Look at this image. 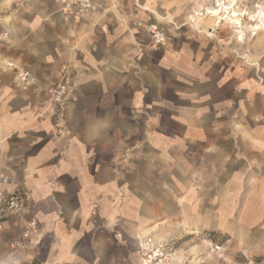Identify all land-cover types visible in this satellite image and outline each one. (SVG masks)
I'll use <instances>...</instances> for the list:
<instances>
[{
  "label": "crops",
  "instance_id": "1",
  "mask_svg": "<svg viewBox=\"0 0 264 264\" xmlns=\"http://www.w3.org/2000/svg\"><path fill=\"white\" fill-rule=\"evenodd\" d=\"M95 1L74 14L62 0H0V165L38 223L31 254L3 224L0 264H138L140 239L186 228L246 244L235 264H264V83L251 90L248 70L188 23L194 0ZM166 17L188 26L148 50L134 22ZM6 60L35 84L17 86ZM65 66L75 87L58 134L50 90Z\"/></svg>",
  "mask_w": 264,
  "mask_h": 264
},
{
  "label": "rangeland",
  "instance_id": "2",
  "mask_svg": "<svg viewBox=\"0 0 264 264\" xmlns=\"http://www.w3.org/2000/svg\"><path fill=\"white\" fill-rule=\"evenodd\" d=\"M92 1L93 8L91 10L80 12L77 8H73L72 12L74 14L93 12L96 9V1ZM194 1L197 4V8L192 9L193 11L187 14L188 23L201 30V32H205V38L217 45L220 57H223L226 61L231 60L232 64L240 72L242 67L248 70L246 75L249 78L248 83L251 90L262 86L264 82L263 79L260 80L258 77V72L262 69L264 73V68L259 67V63L262 65L261 62L264 61V0H221L220 2L217 0L218 3L214 0ZM231 9L241 13V16H239L240 24H232L231 26L225 20L218 18V13L223 14ZM259 11L260 16L254 21L250 20V16L257 15ZM209 17L215 20L216 29L206 24ZM139 21L145 26L152 24L164 30L166 41L171 28L178 29L181 26H188L185 21L173 20L170 17L156 19L152 22H145L140 18L137 19L134 25L141 29L150 39L148 44L143 45L148 50H153L161 45L155 46L153 44L150 35L145 32L144 26L138 25ZM241 101L243 100L240 97L234 96L235 107ZM151 238L157 243L151 248V251H154V255L157 254V257H155L156 264H235L244 260V250L247 248L246 244L234 242L226 234L211 230H198L194 236L191 234L190 229L186 228L183 232L174 236ZM210 241H212V244L219 242L223 247V251L219 254L212 253ZM160 243L163 244V249L157 251L156 249H158L157 247ZM137 251L138 264H141L139 248ZM178 254H181L182 258H179ZM246 254L256 258L261 256L258 251Z\"/></svg>",
  "mask_w": 264,
  "mask_h": 264
},
{
  "label": "built area",
  "instance_id": "3",
  "mask_svg": "<svg viewBox=\"0 0 264 264\" xmlns=\"http://www.w3.org/2000/svg\"><path fill=\"white\" fill-rule=\"evenodd\" d=\"M216 3L217 0H214ZM221 0H219L220 2ZM73 8H77L80 12L89 11L93 8L92 0H63L64 11H73ZM138 25H143L141 21ZM145 32L148 33L155 46L163 45L166 41V35L164 30L158 28L156 25H143ZM1 38L8 36L7 31L0 33ZM6 68H16V85L22 88L33 86L36 82L35 75L27 68L16 66L12 61L6 60L4 62ZM75 87L74 77L69 72V67L65 66L60 70V77L54 86L50 90V101L54 109L55 125L58 128L57 133L60 134L64 126V111L70 94ZM6 168L0 165V228L4 223L9 221H15L19 232L18 247L31 254V250L37 245L34 236L38 230V223L36 220L28 217L32 201L28 192L21 186L16 184L12 178L5 172ZM36 244H35V243ZM157 244L151 237H145L138 242V248L140 251L141 264H156L154 251L151 248ZM158 250L163 249V244H159ZM213 251L219 254L223 251L221 244H214ZM162 254V252H161ZM31 259L33 264H45L42 262L36 254H32ZM249 261V260H248ZM246 264H255L252 261Z\"/></svg>",
  "mask_w": 264,
  "mask_h": 264
},
{
  "label": "bare ground",
  "instance_id": "4",
  "mask_svg": "<svg viewBox=\"0 0 264 264\" xmlns=\"http://www.w3.org/2000/svg\"><path fill=\"white\" fill-rule=\"evenodd\" d=\"M202 1V0H201ZM222 5V4H221ZM224 7V6H223ZM221 12V11H220ZM244 12V11H243ZM217 13V12H216ZM218 18L220 20H225L226 23H229L231 26L232 24H240V19L239 16H241V13H238L235 9H231L229 11L224 12L223 14L218 13ZM260 16V11L258 12L257 15L250 16V20H255L257 17ZM207 17V16H206ZM201 18V17H200ZM203 19V18H202ZM193 22V21H192ZM207 25L212 26L214 29H216L215 26V20L212 17H209L206 22ZM238 26V25H237ZM235 27V26H234ZM233 27V28H234ZM239 29V28H238ZM257 29V28H256ZM211 30V29H210ZM236 31V29H235ZM205 33V32H204ZM238 38V37H237ZM244 40V39H243ZM232 224V223H231ZM196 225V224H195ZM220 228V227H219ZM222 228V227H221ZM229 229V228H228ZM227 229V230H228ZM231 229V228H230ZM212 230V229H211ZM224 230V229H223ZM226 231V230H225ZM229 231V230H228ZM232 231V230H231ZM209 246V245H208Z\"/></svg>",
  "mask_w": 264,
  "mask_h": 264
}]
</instances>
